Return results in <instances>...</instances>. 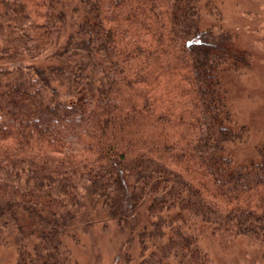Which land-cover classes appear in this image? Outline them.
<instances>
[{
  "label": "trees",
  "instance_id": "trees-1",
  "mask_svg": "<svg viewBox=\"0 0 264 264\" xmlns=\"http://www.w3.org/2000/svg\"><path fill=\"white\" fill-rule=\"evenodd\" d=\"M232 42L200 27L198 0H0V235H17L15 264H70L63 237L94 207L145 217L139 264H210L205 226L264 246V143L245 164L221 153L239 135L219 77L244 58Z\"/></svg>",
  "mask_w": 264,
  "mask_h": 264
},
{
  "label": "rangeland",
  "instance_id": "rangeland-1",
  "mask_svg": "<svg viewBox=\"0 0 264 264\" xmlns=\"http://www.w3.org/2000/svg\"><path fill=\"white\" fill-rule=\"evenodd\" d=\"M199 25L227 30L233 47L244 58L219 70L230 114L228 126L239 135L221 153L233 164L258 157L264 143V0H198ZM92 208V206L90 205ZM142 214L131 225L94 207L81 220L72 222L64 235L70 264H139L143 257L138 233L145 223ZM102 217V219H100ZM205 228V229H204ZM198 237L210 264H264V246L246 235L223 237L209 233ZM17 235L13 229L0 235V264H15Z\"/></svg>",
  "mask_w": 264,
  "mask_h": 264
}]
</instances>
